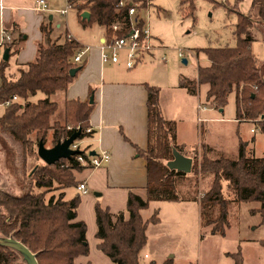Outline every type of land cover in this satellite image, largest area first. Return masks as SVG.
Returning a JSON list of instances; mask_svg holds the SVG:
<instances>
[{
	"label": "trees",
	"instance_id": "16d2710c",
	"mask_svg": "<svg viewBox=\"0 0 264 264\" xmlns=\"http://www.w3.org/2000/svg\"><path fill=\"white\" fill-rule=\"evenodd\" d=\"M69 1L79 14L90 12V21L85 20L82 24L103 27L107 42L112 39L114 25L122 27L118 32L122 37L132 23L129 6L118 8L122 0ZM138 1L136 18H140V25H144L141 11L147 8L148 0ZM242 1L235 0L230 8L238 18L235 26L237 47L197 50V55L200 52L206 55L209 64L199 66L196 80L182 79L180 87L196 95L201 85H207L206 98L217 109H224L230 95L236 91V120L255 123L258 120L264 132V80L251 51L252 43L258 40L256 31L259 30L251 15L240 13ZM185 5L193 14L194 0H182L181 6ZM256 8L264 24V0H254L252 9ZM41 31L46 42L39 44L34 62L12 69L10 59L21 50V35L5 47L10 50L9 60L0 58V105L11 102L0 118V133L13 140L22 151H29L37 160L39 156L35 147L40 142L46 145L50 131H53L54 146L79 130L81 136L78 141L88 140L94 135L93 131L86 132L90 129L89 118L94 109L90 102H66L64 125L51 124V118L58 110V104L52 97L68 89L76 77L70 75L71 70L79 67L82 70L83 64L74 63L76 51L81 47L77 41L69 37L53 39L51 24L43 23ZM147 91L148 147L146 150L136 148L137 155L147 162V198L131 192L127 202L128 217L124 212L113 214L100 204L95 207L98 249L114 264H142L140 252L148 243V227L159 223L160 219L154 214L145 221L141 212L154 202H197L201 209V225L210 228L212 235L226 234L231 227L232 212L242 203H258L259 208L251 213H260L264 219V157H249L243 142L236 158H213L206 145L192 151L195 156L192 173L200 177L204 196L183 198L179 195L177 180L187 174L171 169L169 163L174 160L176 152L188 157L189 150L177 141V123L166 120L162 115L160 90L147 85ZM39 94L45 97L32 101ZM15 97L17 101H13ZM198 150L202 151L200 158ZM89 156L90 153L83 151L69 160L63 159L53 165L43 162L36 166L28 193L23 197L0 192V233L6 237L14 233L18 241L38 255L39 264H75L77 258L90 254L87 225L77 220L81 198H68L69 191L81 185L75 173L83 171L84 165L78 157L88 161ZM224 184L232 196L223 193ZM52 191L59 192V195L48 197ZM262 245L264 247V241ZM228 256L234 264H244L240 251ZM0 264L22 263L14 251L0 246Z\"/></svg>",
	"mask_w": 264,
	"mask_h": 264
},
{
	"label": "rangeland",
	"instance_id": "374dc122",
	"mask_svg": "<svg viewBox=\"0 0 264 264\" xmlns=\"http://www.w3.org/2000/svg\"><path fill=\"white\" fill-rule=\"evenodd\" d=\"M45 1L49 4V11L43 16L46 24H51L53 39L71 37L87 47L95 33L96 36L104 33L105 29L97 24L84 26L77 9H68L69 0ZM181 2L149 0L147 8L141 11L155 50L131 72L143 71L145 81L149 80L152 86L162 91L165 103L171 107L168 109H171L170 114L175 116L179 124V138L184 139L190 149L195 150L203 143L210 147L213 158H236L239 145L243 142L249 157L263 158L264 132L258 120L256 123L236 120V91L230 95L228 105L221 112L207 100V85L199 87L197 96L187 89V92H180L179 89L182 79L196 80L199 66L209 64L206 55L203 52L197 55V50L237 47L235 26L238 18L236 13L230 11L235 0H194L193 14L187 10L188 5L182 7ZM239 7L242 13L241 5ZM64 10L68 11L66 15L62 14ZM250 15L259 30L256 31L258 40L252 43L251 51L256 57L258 69L264 75V24L261 23L257 8ZM60 96L54 97L60 106L51 118L53 126L56 123L64 125L65 106L61 104L63 101ZM44 97L39 94L32 101ZM5 113L6 106L0 105V118ZM198 118L203 120L198 121ZM207 118L213 121L205 120ZM52 136L53 131H50L47 148L54 146ZM87 142L86 139L77 142L81 151L87 149ZM199 152L200 158L202 151ZM190 157H195L194 152H191ZM41 164L44 163L40 158L37 160L29 151H22L13 140L0 133V177L7 192L17 197L26 195L33 171ZM199 179L191 171L186 177L177 180L179 195L183 198L199 195L202 198L204 191ZM223 193L228 197L231 195L227 192L226 184ZM52 194L58 196L59 192L52 191L48 197ZM150 206L141 212L143 219L148 221L158 212L160 222L148 227V243L140 252L142 264H163L167 261L170 264H234L228 254L239 251L244 264H264V219L260 213H251L253 209L259 208L258 203H242L236 208L231 214V227L223 236L212 235L210 228L201 225V209L196 203H151ZM94 240L90 238V254L77 258L75 264H114L96 247L97 240Z\"/></svg>",
	"mask_w": 264,
	"mask_h": 264
},
{
	"label": "crops",
	"instance_id": "0c3cea01",
	"mask_svg": "<svg viewBox=\"0 0 264 264\" xmlns=\"http://www.w3.org/2000/svg\"><path fill=\"white\" fill-rule=\"evenodd\" d=\"M37 1L0 0V29H6L14 39H18L20 35L23 36L20 52L10 59L14 70L18 65L34 62L37 58L39 44H45L41 26L46 22L44 13L35 10ZM253 1L243 0L240 3L241 12L246 15L254 14ZM82 14L78 12L81 23L83 22ZM50 19L53 20L52 17ZM106 41V31L100 36L98 34L96 36L95 33L93 41L87 47L77 41L81 47L88 49L83 69L77 73L65 92H58L52 97L58 106L60 103L54 99L57 95H61L63 106L66 102L73 100L89 103L93 97L94 109L89 118V125L94 135L88 139L89 146L84 151L95 152L94 156L101 155L103 152L110 155L109 162L104 163L102 167L93 169L84 166L83 171L75 173L77 181L86 185L88 191L86 194L78 188L68 193V198L75 196L81 198L77 220L87 225L89 248L90 238L97 240L95 214L97 204L110 209L113 214L120 212L127 214V202L131 192L143 199L147 198V162L137 155L136 148L146 150L148 147L147 85H152L149 80L145 81L143 71L131 72L132 69H127L123 61L120 64H103L101 49ZM179 89L180 92L186 91L181 87ZM161 92L160 90L162 115L166 120L177 123V141L186 146V150H189L188 157L191 158L190 154L194 149H190L184 139L179 138V124L174 119L175 116L170 114L171 109H168L171 107L165 103ZM221 112H224V109ZM201 119L203 120V118H198V121ZM205 120L213 121L210 118ZM202 145L204 144H200L199 148ZM208 148L210 149L209 146ZM190 203H196L200 207L197 202ZM96 242L98 248L99 241Z\"/></svg>",
	"mask_w": 264,
	"mask_h": 264
},
{
	"label": "built area",
	"instance_id": "2783aa9c",
	"mask_svg": "<svg viewBox=\"0 0 264 264\" xmlns=\"http://www.w3.org/2000/svg\"><path fill=\"white\" fill-rule=\"evenodd\" d=\"M140 3L138 0H122L118 8H126L129 6V16L132 18V23L130 28L125 31V35L120 37L118 36V32L122 30V27L119 25H114L112 27L113 34L110 42H105L104 46L101 49V62L103 64L112 63V64H120L122 61L127 69H133L144 61L146 56L151 55V53L155 50V46L153 43V38L151 33L146 25V21L141 16V20H144V25H140V18H136L139 13ZM149 5V0L147 6ZM68 9H72L73 5L68 3ZM35 10L39 13H45L49 11V5L45 0H38L36 2ZM67 10L62 11L63 15L67 14ZM13 41V37L6 29H0V58L3 57L5 47L7 44H10ZM87 48L80 47L75 54L74 63L77 65H82L85 62V58L87 55ZM18 99L15 97L13 101H17ZM11 102H7L4 106H9ZM92 130H86L87 133H90ZM72 149H79V146L76 143L71 147ZM78 160L84 165L89 166L93 169L100 168L104 163L109 162L110 155L106 152L101 153V155L97 156H89V160L86 161L83 157H78ZM79 191L83 194H86L87 188L85 184H81L79 186Z\"/></svg>",
	"mask_w": 264,
	"mask_h": 264
},
{
	"label": "water",
	"instance_id": "95a60500",
	"mask_svg": "<svg viewBox=\"0 0 264 264\" xmlns=\"http://www.w3.org/2000/svg\"><path fill=\"white\" fill-rule=\"evenodd\" d=\"M81 18L83 21H90L91 14L88 11L83 12L81 15ZM9 53L10 50L6 49L4 51L3 58L5 61L9 60ZM183 62L186 64L187 61L183 60ZM80 71L79 68H75L71 70L70 75L72 77H75L77 73ZM262 78L264 80V75L261 73ZM91 104H93V97L90 99ZM220 111H223L221 109ZM81 136V131L73 133L69 138L59 141L55 146L51 148H47L46 145L43 142H40L38 145L37 153L39 158L42 162H44L46 165H53L63 159L69 160L73 156L80 155L83 153L80 149H72L71 147L78 141V139ZM95 152H91L90 156H94ZM193 166V160L192 158L186 157L184 155H181L179 153L174 154V160L169 163V167L171 169L184 172L186 174L191 173ZM5 183L0 177V192L7 193L11 196H14L13 194L7 192L4 189ZM17 197V196H15ZM0 246L5 247L7 249H10L14 251L19 257L20 262L22 264H39L38 262V255L31 252V250L25 246L22 242L18 241L14 233H12L10 236L6 237L3 234L0 233Z\"/></svg>",
	"mask_w": 264,
	"mask_h": 264
}]
</instances>
